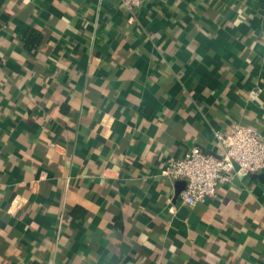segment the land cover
Wrapping results in <instances>:
<instances>
[{"label":"crops","instance_id":"1","mask_svg":"<svg viewBox=\"0 0 264 264\" xmlns=\"http://www.w3.org/2000/svg\"><path fill=\"white\" fill-rule=\"evenodd\" d=\"M233 122L264 136V0H0V264H264V169L191 207L163 173Z\"/></svg>","mask_w":264,"mask_h":264},{"label":"built area","instance_id":"2","mask_svg":"<svg viewBox=\"0 0 264 264\" xmlns=\"http://www.w3.org/2000/svg\"><path fill=\"white\" fill-rule=\"evenodd\" d=\"M145 2L119 0V5L134 14ZM215 138L222 148L219 156L193 147L181 158L164 160L165 176L172 183H185L177 195L179 205L191 207L215 197L218 186L230 183L238 171L252 175L264 169V136L257 130L233 122L229 132Z\"/></svg>","mask_w":264,"mask_h":264},{"label":"trees","instance_id":"3","mask_svg":"<svg viewBox=\"0 0 264 264\" xmlns=\"http://www.w3.org/2000/svg\"><path fill=\"white\" fill-rule=\"evenodd\" d=\"M41 41V36L35 32H31L29 37L26 38L24 41L25 46L27 49L33 48L37 46Z\"/></svg>","mask_w":264,"mask_h":264},{"label":"water","instance_id":"4","mask_svg":"<svg viewBox=\"0 0 264 264\" xmlns=\"http://www.w3.org/2000/svg\"><path fill=\"white\" fill-rule=\"evenodd\" d=\"M184 186H185L184 181L176 182V184H175V198L177 197L179 192L184 188Z\"/></svg>","mask_w":264,"mask_h":264}]
</instances>
